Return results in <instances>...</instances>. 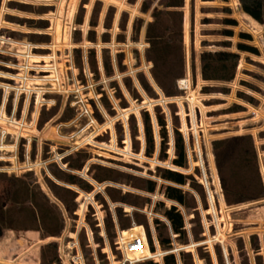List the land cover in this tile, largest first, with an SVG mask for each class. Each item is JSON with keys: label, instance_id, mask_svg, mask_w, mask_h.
Returning <instances> with one entry per match:
<instances>
[{"label": "rangeland", "instance_id": "rangeland-1", "mask_svg": "<svg viewBox=\"0 0 264 264\" xmlns=\"http://www.w3.org/2000/svg\"><path fill=\"white\" fill-rule=\"evenodd\" d=\"M130 1L0 0V205L4 213L0 259L7 258L11 264H111L124 258L116 249L117 234L143 237L137 229L141 226L154 247L151 254L173 253L177 264H182L186 253L191 256L186 264H207L199 256L206 252L210 264H254L256 254L264 262V221L247 222L257 214L264 217V23L251 21L237 0H184V75L175 81L177 94L165 97L153 81L144 37L145 24L152 21L150 13L162 10L163 0H146V13L141 10L143 0ZM137 19H142L143 25L134 35L132 25ZM224 19L235 25L224 26ZM225 29L231 31V37L220 35ZM90 31L95 35L93 42L87 40ZM240 33L249 35L250 41L242 40ZM220 42H228L230 47H220ZM237 44L255 48L257 55L238 51ZM75 49L81 51L79 60ZM89 50L95 53L97 74ZM215 51L239 56L241 67L237 64L233 81L201 80L199 54ZM106 55L112 64L110 77L102 69ZM118 55H122L120 66ZM140 77L146 79L149 94L140 86ZM125 78L131 82L130 91ZM3 91L9 93L5 104ZM102 94L106 100L100 98ZM143 112L149 116L154 141L149 155ZM157 115L165 122L163 144ZM174 129L184 139L187 165L182 169L171 164ZM246 134L252 135L258 155L259 201L245 200L237 191V185L248 184L250 176L229 193L230 201L241 203L228 206L210 143ZM68 156H72L70 165L78 159V169L63 164L62 158ZM55 165L87 182L91 191L59 182L51 172ZM96 166L113 172L107 174ZM167 170L191 176L201 185L203 195L191 188L189 181L178 186L161 178ZM106 176L115 180H104ZM8 177L28 184L26 203H7L3 191ZM135 178L155 181L156 189L144 193ZM49 182L77 194L76 211L67 209ZM107 187L113 189L115 198L118 191L131 194L132 200L140 197L142 206L112 202ZM166 187L181 189L185 205L168 200L163 195ZM33 188L43 197L40 204L50 203L57 220L38 231H23L27 228L16 225L29 219L28 214L17 210L29 207L37 215L31 200ZM172 206L182 216L183 235H174L165 219V211ZM106 225L112 226L115 237L106 232ZM159 234L170 243L160 242ZM48 244L55 246L54 252ZM216 248L221 259L216 257ZM141 254L150 253L143 250L133 256ZM149 261L161 264L153 257L136 264Z\"/></svg>", "mask_w": 264, "mask_h": 264}, {"label": "trees", "instance_id": "trees-1", "mask_svg": "<svg viewBox=\"0 0 264 264\" xmlns=\"http://www.w3.org/2000/svg\"><path fill=\"white\" fill-rule=\"evenodd\" d=\"M131 0L130 2H132ZM240 10L246 15L251 21L255 22L258 25H263L264 23V0H237ZM99 4V3H98ZM146 4V0L142 1L143 10L142 12L146 13V9L144 8ZM184 7V0H163V9L162 10H153L150 13V17L152 19L151 22L145 24V32L144 37L146 43L148 44V48L145 51L146 60L152 65V78L154 83L162 90L165 97H172L177 94V90L175 87V81L178 78H181L184 75V56H183V46H182V21H183V12L182 8ZM109 10H113L110 8ZM126 16L125 13H122L121 17ZM221 23L225 26H234L235 22L229 19H224ZM47 24V23H46ZM77 24H81L80 17L78 18ZM143 25L142 19H137L135 23L132 25V31L134 35H138ZM95 23H92L91 27H94ZM123 29V25L121 26ZM124 30V29H123ZM78 32V31H77ZM264 32V31H262ZM89 36L87 40L89 42H93L95 40V35L93 31L89 32ZM220 35L225 37H231V31L223 30L220 32ZM239 37L242 40L250 41V36L244 33H240ZM255 36V40H256ZM264 39V33H263ZM256 42V41H255ZM258 44V43H257ZM220 47H230V43L228 42H220L217 44ZM236 48L240 52H247L253 55H257V51L255 48L248 47L244 44H237ZM74 54L78 56L81 54L79 49L74 50ZM89 57L93 60L90 62L91 66L94 67V72L97 74V69L95 65V53L93 50L88 51ZM239 61V56L235 53L224 52V51H215V52H201L199 54V76L204 82H231L234 79L236 67ZM102 69L105 72L106 77H110L112 75V64L109 56L103 57ZM116 63L118 66L122 64V55L116 56ZM191 71L192 76L194 77V64L191 62ZM140 86L143 88L145 92H150V87L143 77L138 79ZM124 84L128 91L131 88V82L128 78L124 79ZM114 88L118 89L116 83H112ZM136 96L137 94L133 91ZM149 94V93H148ZM103 100H106V96L102 94L100 97ZM237 108V107H234ZM143 131L144 138L147 149L149 150L147 155L152 153L153 149V135L151 131L150 119L147 112H143ZM157 125L161 127L162 134V144L166 141L165 134V122L161 116H156ZM173 149H174V158L171 161V164L177 168H185L187 165V155L185 153L184 139L177 131L174 129L173 131ZM264 137V136H261ZM211 151L213 154V160L215 169L217 172L218 180L220 183V187L222 189V194L225 200V203L230 205H236L241 203L238 199L233 201L229 200V193L233 192V187L236 183L246 180L251 177L246 184L245 182L239 183L237 185V191L241 194L242 198L245 200H255L259 199L258 194V155L254 145V139L252 135H239L233 136L229 138H224L220 140H214L210 143ZM264 149V146L262 147ZM74 157L77 154L73 155ZM163 158H166V155H163ZM72 158V156L64 157L62 159L65 160L63 164L69 169H78L81 163L78 159H75L74 165H70L68 160ZM77 160V161H76ZM56 166V165H55ZM65 167V168H66ZM97 167V166H96ZM101 169L103 172L112 173L113 171L110 169H105L101 167H97ZM55 179L63 184H68L71 186H75L83 192H90L91 186L87 182L81 181L79 177L70 172L64 171L60 167H55L53 171H51ZM27 176V175H26ZM103 178L104 180L114 181L115 177ZM161 178L168 182H174L178 186H184L188 181L191 188L199 191L203 195V191L201 185L195 183L191 176L183 175L174 170H167L162 175ZM137 182V188L143 191L146 194H152L156 189V182L149 179L135 178L133 179ZM102 179L99 181L101 182ZM255 181V182H254ZM8 189L6 188L3 191V195L6 198L7 203L12 205H17L19 203H26L28 201V184L25 183L22 179L16 177H8L7 178ZM53 189H55L56 193L60 195L62 201L66 205L67 209L73 213L77 210L78 205L75 201L77 194L65 187L53 185ZM252 184V187L250 186ZM254 188V189H253ZM109 192L110 200L112 202H120L125 205L131 206H142V204L138 203L140 197L135 196L134 200L131 194L122 195L120 191H118L119 197H112L113 189L106 188ZM253 190V191H252ZM60 191V192H59ZM251 192V194H250ZM254 192V195L252 193ZM64 193V194H63ZM163 195L171 201L179 205H185V194L182 193V190L174 187H166ZM233 195V194H231ZM235 196V195H234ZM96 198L99 195L95 196ZM42 195L37 192L35 188H33L31 194V200L33 203V207L37 208V215H35L34 210L28 209L25 211V208L20 207L17 212H24L27 217L30 219L20 220L19 225L16 227H24L26 230L38 231L37 228H46L53 222L57 220V215L53 211L50 203L42 200ZM147 199H143V203H147ZM3 205H0V236L3 231L2 228V216H3ZM165 219L169 223L171 227V231L174 235H183V220L181 214L177 211L176 207L172 206L169 210L164 213ZM26 222V223H25ZM157 228L159 227V223L155 221ZM31 227L32 229H28ZM112 226L106 225V232L114 235L111 231ZM156 228V227H155ZM137 229L141 231L142 236L145 239L144 230L137 226ZM157 230V229H156ZM159 230V229H158ZM160 232V231H157ZM160 242L169 244V238H162V234L158 235ZM115 237V235H114ZM16 240L19 238H15ZM148 245L151 252H153L154 247L150 240V237L147 235ZM263 244H264V236H263ZM170 246V245H169ZM48 247H52V252L55 251V246L53 244H48ZM143 250L147 253H150L147 250L146 245H144ZM241 250V249H239ZM216 257L221 259V253L219 248L215 249ZM147 255H151L147 254ZM201 258H205V262L210 264L208 253H200ZM191 260V256L189 253L184 254L182 264H186L187 260ZM176 259L174 255H167L163 258L162 264H175ZM143 264H157L156 262H145ZM254 264H264L263 258L261 255L256 254L254 256Z\"/></svg>", "mask_w": 264, "mask_h": 264}, {"label": "built area", "instance_id": "built-area-1", "mask_svg": "<svg viewBox=\"0 0 264 264\" xmlns=\"http://www.w3.org/2000/svg\"><path fill=\"white\" fill-rule=\"evenodd\" d=\"M7 88H9V86H7ZM8 94L9 93H7V91L5 92L3 91L4 101L2 102V104H5V101H7L6 99L8 98ZM144 234H145V239L144 237H141L140 235L124 236L123 234H117V242H116L117 248L116 249L122 254V257L124 258L116 262H112L111 264H136V263L146 261L148 259H152V257L159 258L162 264L163 258L165 256L174 255L173 253H170V252H160L159 251L157 253H153V255L152 254L151 255L141 254L139 257H134L133 255L140 254L143 251L144 245H146L147 250L151 253L145 231H144ZM153 239L156 242L155 236L153 237ZM129 255H132V256L129 257ZM9 261L10 260L0 259V264H11ZM175 264H177V262Z\"/></svg>", "mask_w": 264, "mask_h": 264}, {"label": "crops", "instance_id": "crops-1", "mask_svg": "<svg viewBox=\"0 0 264 264\" xmlns=\"http://www.w3.org/2000/svg\"><path fill=\"white\" fill-rule=\"evenodd\" d=\"M225 26V25H224ZM226 30V29H225ZM241 67V61H239L238 62V67L237 68H240ZM255 109H257V107H254ZM254 108H252V109H254ZM254 109V110H255ZM262 139H264V137H262ZM263 152H264V149L262 148L261 149ZM263 159H264V154H263ZM252 201H254L255 203H257L258 201H259V199H255V200H252ZM236 205H238V204H236ZM233 206V205H232ZM256 216H258V217H255V215H254V217L255 218H251V219H248L247 220V222H251V221H254V220H256V221H264V217H261V215H256ZM41 252V251H40ZM37 253H38V250H37ZM2 260H9V259H7V258H4V259H2Z\"/></svg>", "mask_w": 264, "mask_h": 264}]
</instances>
